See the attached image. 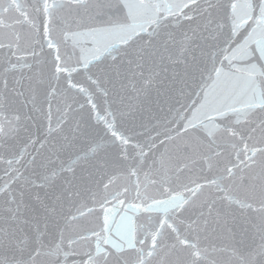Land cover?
I'll return each mask as SVG.
<instances>
[{
  "label": "snow or ice",
  "instance_id": "1",
  "mask_svg": "<svg viewBox=\"0 0 264 264\" xmlns=\"http://www.w3.org/2000/svg\"><path fill=\"white\" fill-rule=\"evenodd\" d=\"M0 264H264V0H0Z\"/></svg>",
  "mask_w": 264,
  "mask_h": 264
}]
</instances>
